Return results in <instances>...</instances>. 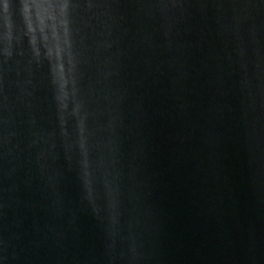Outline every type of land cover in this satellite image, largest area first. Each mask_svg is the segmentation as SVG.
Listing matches in <instances>:
<instances>
[{"label":"water","instance_id":"1","mask_svg":"<svg viewBox=\"0 0 264 264\" xmlns=\"http://www.w3.org/2000/svg\"><path fill=\"white\" fill-rule=\"evenodd\" d=\"M46 2L0 0V264H264V0Z\"/></svg>","mask_w":264,"mask_h":264},{"label":"clouds","instance_id":"2","mask_svg":"<svg viewBox=\"0 0 264 264\" xmlns=\"http://www.w3.org/2000/svg\"><path fill=\"white\" fill-rule=\"evenodd\" d=\"M30 6H31V7H34V8H37V9H42V8H45V7H48V8L53 7V5L50 4V3H47L46 0H44V2H39V3H37V2H33V3H31V5L27 2V0H25L24 8H25L26 11H27V9H28ZM59 6L62 7V8L67 7L66 4H64V5H59ZM7 9H8V5L5 4V5H4V10H3V12H0V20H2V21H3V25H4L6 28L9 29V37H8V38H10V28H11V25H10L9 20H8V12H7ZM41 30H42V29H41ZM33 44H35V40H34V39H33Z\"/></svg>","mask_w":264,"mask_h":264}]
</instances>
